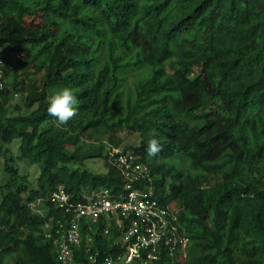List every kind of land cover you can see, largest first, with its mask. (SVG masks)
<instances>
[{"label": "trees", "instance_id": "1", "mask_svg": "<svg viewBox=\"0 0 264 264\" xmlns=\"http://www.w3.org/2000/svg\"><path fill=\"white\" fill-rule=\"evenodd\" d=\"M4 51L24 58L3 68L15 79L0 90V140H20L17 159L40 176L29 188L7 161L0 264H58L43 225L64 213L47 198L59 185L75 198L121 188L107 146L140 155L150 185L168 188L190 238L177 264H264V0H0ZM65 87L77 115L58 127L48 97ZM153 130L162 151L150 157ZM100 158L107 176L82 169ZM96 240L102 259L109 243Z\"/></svg>", "mask_w": 264, "mask_h": 264}, {"label": "built area", "instance_id": "2", "mask_svg": "<svg viewBox=\"0 0 264 264\" xmlns=\"http://www.w3.org/2000/svg\"><path fill=\"white\" fill-rule=\"evenodd\" d=\"M24 58L18 53L12 67ZM5 60L0 58V90L6 85ZM109 162L121 174L119 189L102 187L79 198L59 185L49 195L54 210L63 218H50L43 225L44 238L51 243L58 264H177L187 257L190 238L177 210L166 204L150 185L149 167L133 151L110 149ZM45 216V212H40ZM108 240L100 259L96 237ZM84 257L82 259L81 254Z\"/></svg>", "mask_w": 264, "mask_h": 264}, {"label": "rangeland", "instance_id": "3", "mask_svg": "<svg viewBox=\"0 0 264 264\" xmlns=\"http://www.w3.org/2000/svg\"><path fill=\"white\" fill-rule=\"evenodd\" d=\"M15 53H10L8 51H4L0 54V58L8 61L11 58L15 57ZM14 71V70H13ZM16 71V70H15ZM14 71V72H15ZM21 74L22 79L27 80L28 82L30 81H37L41 82L42 74H36L32 69H26L25 72H19ZM15 74L13 73L12 76L5 77L6 81V86L9 87L15 79ZM24 96H18V95H12L10 103L14 107L17 104H20L23 106V101L22 99ZM122 137L125 138V135H121ZM131 137H128L124 145L128 144L130 141ZM108 143V142H107ZM132 143H136L137 145L140 143V139H135V137L132 140ZM19 145H20V140H15L11 144H5L2 143L0 140V180L6 178L5 174V168L7 167V161L10 159V157H15V167H17L20 170V173L26 178L27 182H25L29 188H36L38 187V180L40 176V169L36 165H30L28 164L25 160H19L17 159L20 152H19ZM109 146H107L106 152L109 153ZM12 164V163H11ZM82 169L88 170L94 175H99V176H107L109 173V166L106 164V159L105 158H100V159H90L84 162L82 165ZM100 189V188H98ZM31 190V189H29ZM168 188H159L157 190L156 195L158 197H163L166 194H168ZM29 196V191L23 194V197L26 198ZM49 200V197L47 198ZM31 208L35 213H40V212H45V214L49 210V206L44 203V201H38L36 204H31Z\"/></svg>", "mask_w": 264, "mask_h": 264}, {"label": "clouds", "instance_id": "4", "mask_svg": "<svg viewBox=\"0 0 264 264\" xmlns=\"http://www.w3.org/2000/svg\"><path fill=\"white\" fill-rule=\"evenodd\" d=\"M77 97L70 88H62L48 97L47 112L50 116L55 117L57 126L66 125L77 115ZM158 133L153 130L148 139L147 153L150 157L158 156L162 151L160 140L157 138Z\"/></svg>", "mask_w": 264, "mask_h": 264}]
</instances>
